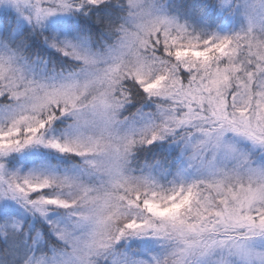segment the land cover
Listing matches in <instances>:
<instances>
[{"label": "snow or ice", "instance_id": "snow-or-ice-1", "mask_svg": "<svg viewBox=\"0 0 264 264\" xmlns=\"http://www.w3.org/2000/svg\"><path fill=\"white\" fill-rule=\"evenodd\" d=\"M0 264H264V0H0Z\"/></svg>", "mask_w": 264, "mask_h": 264}]
</instances>
